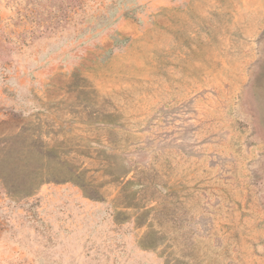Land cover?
Here are the masks:
<instances>
[{
  "label": "rangeland",
  "instance_id": "374dc122",
  "mask_svg": "<svg viewBox=\"0 0 264 264\" xmlns=\"http://www.w3.org/2000/svg\"><path fill=\"white\" fill-rule=\"evenodd\" d=\"M0 264H264V0H0Z\"/></svg>",
  "mask_w": 264,
  "mask_h": 264
}]
</instances>
